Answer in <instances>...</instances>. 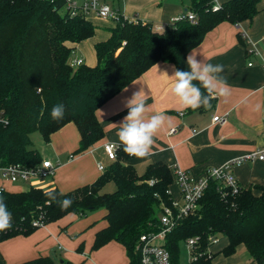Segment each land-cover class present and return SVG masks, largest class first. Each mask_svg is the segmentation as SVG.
I'll use <instances>...</instances> for the list:
<instances>
[{"label": "trees", "instance_id": "obj_1", "mask_svg": "<svg viewBox=\"0 0 264 264\" xmlns=\"http://www.w3.org/2000/svg\"><path fill=\"white\" fill-rule=\"evenodd\" d=\"M188 1L187 12L196 14L195 23L178 20L158 29L149 21L121 18L109 28L110 36L94 45L97 63L73 68L70 58L76 46L96 34L97 27L91 20L65 10L64 0H0V111L7 120L0 124V165L37 167L44 159L32 148L31 134L39 131L49 142L70 123L80 134L75 154L86 152L104 138V128L97 118L102 105L159 62L188 71V54L210 31L225 21L235 25L251 22L261 2L226 0L214 10L211 0ZM240 40L246 46L244 37ZM215 103L213 97L211 108ZM56 104L65 107L61 120H53L50 115ZM130 157L119 146L116 160L97 180L65 193L73 201L67 210L59 205L65 197L58 188L6 190L0 197L12 213V227L0 231V240L30 234L36 229L33 221L40 215L48 224L71 214L105 209L107 225L97 232L93 249L116 241L125 247L129 264H142L136 244L143 234L160 230L164 208L172 207L171 188L176 182L166 164L151 163L139 174L127 163ZM109 182L115 183L116 190L101 193ZM218 186L217 181L210 180L199 210L180 218L167 234L166 248L172 264H180V244L193 238L197 243L188 264H214L217 256H233L240 247L251 256L248 264H264V185L241 187L237 194L228 188L223 194ZM46 193L56 194L57 200ZM213 236L227 241L216 253L212 248L217 243L210 241ZM23 264L54 261L45 256Z\"/></svg>", "mask_w": 264, "mask_h": 264}, {"label": "crops", "instance_id": "obj_2", "mask_svg": "<svg viewBox=\"0 0 264 264\" xmlns=\"http://www.w3.org/2000/svg\"><path fill=\"white\" fill-rule=\"evenodd\" d=\"M260 4L259 13L251 22L236 25L222 22L188 54L195 55L199 62L224 66L220 75L227 81L230 91L227 96L214 93V107L204 111L182 108L171 91L174 85L171 76L176 66L159 62L97 110L105 135L89 150L75 154L80 134L74 123L53 134L49 143L55 159H43L56 166L55 174L42 181H29L28 189L58 188L67 193L97 180L103 173L99 164L106 168L112 163L105 155L103 145L113 142L123 146L116 133L128 113L127 100L139 91L147 97L150 114L165 115L152 154L143 158L131 156L127 161L137 172L141 170L139 174H143L149 164L162 162L172 171L181 168L194 176H201L208 167H220L264 148V1ZM189 6L187 0H120L115 8L126 18L149 21L159 28L171 24ZM240 36L248 39L246 46ZM249 48L255 49L256 54H249ZM213 116H224L226 122L216 124ZM172 129L176 131L171 132ZM233 172L242 187L264 185V161L242 163L235 166ZM3 185L6 188V183ZM106 212L99 209L83 215L71 214L38 227L30 234L2 239L0 264H23L45 256L51 257L54 264H129L125 247L116 241L93 249L97 232L107 225ZM88 232H91L89 238ZM212 251L216 253L218 250L213 247ZM239 251L240 248L227 258H215L214 264H248L251 261L249 253L242 259L243 254Z\"/></svg>", "mask_w": 264, "mask_h": 264}, {"label": "built area", "instance_id": "obj_3", "mask_svg": "<svg viewBox=\"0 0 264 264\" xmlns=\"http://www.w3.org/2000/svg\"><path fill=\"white\" fill-rule=\"evenodd\" d=\"M49 3H55L60 0H39ZM65 10L70 11L75 15L77 12L81 13L89 19V15H96L103 19H113L116 22L124 17L119 10L111 7L106 0H83L81 3L78 0H64ZM215 5L214 10L220 7V0H211ZM131 19V18H128ZM136 19V18H133ZM187 20L195 23L197 16L192 11H188L173 21ZM159 27L158 29H162ZM247 43L248 39L244 36ZM248 53L256 54V50L249 48ZM84 62L81 58H73L70 64L73 68L82 65ZM251 65V64H250ZM213 122L216 124H224L226 118L224 116H213ZM7 123L3 112L0 111V124ZM172 129L171 132H175ZM119 146L116 143L108 142L103 145V150L107 158L111 161L116 160L117 150ZM72 157V156H71ZM264 161V148L245 154L243 157L227 162L220 167H208L204 170L201 176H194L189 171L181 168H175L173 171L176 186L179 190V200L175 198L172 201V207H165L160 218V230L155 233L143 234L140 236L136 244V252L140 255L142 264H172V256L166 248L167 234L174 229L177 221L180 218L195 214L200 207V200L202 199L206 189L209 186L210 180H215L219 183V190L224 194L225 190L233 194H237L241 190V185L233 172V168L245 162ZM99 169L104 171L105 167L99 164ZM56 166L50 160H43L37 167H25L21 164L0 165V194L6 191L3 183H16L18 181L29 182L32 180H45L52 178L55 174ZM153 183L152 181L150 182ZM43 215L33 221V227L45 226ZM210 241L217 243V237H211ZM197 243V239H189L188 246L192 250Z\"/></svg>", "mask_w": 264, "mask_h": 264}, {"label": "clouds", "instance_id": "obj_4", "mask_svg": "<svg viewBox=\"0 0 264 264\" xmlns=\"http://www.w3.org/2000/svg\"><path fill=\"white\" fill-rule=\"evenodd\" d=\"M187 65L188 71L175 69L171 76L174 80L171 91L182 108L195 110L204 107L208 109L212 106L211 99L214 93L220 96L229 94L230 86L220 75L224 71L222 64L213 65L199 62L192 54L187 58ZM146 99L147 97L142 91L133 93V96L125 104L128 113L116 133L118 140L123 145V151L136 158L152 154L156 134L165 122L164 114H150V106L146 103ZM259 107L257 105V109ZM64 113V105L56 104L51 109L50 115L53 120H61ZM46 195L53 201L57 200L54 193H46ZM60 195L65 198L58 201L59 205L62 210H67L72 206L73 201L65 193H60ZM11 221L12 213L3 197H0V231L10 229Z\"/></svg>", "mask_w": 264, "mask_h": 264}, {"label": "rangeland", "instance_id": "obj_5", "mask_svg": "<svg viewBox=\"0 0 264 264\" xmlns=\"http://www.w3.org/2000/svg\"><path fill=\"white\" fill-rule=\"evenodd\" d=\"M82 1L83 0H78V2H80V3ZM263 1L264 0H262L261 3H263ZM106 2L111 7L115 8V7L119 6L120 0H106ZM185 6H187V4H185ZM185 9H186V7H185ZM186 12H187V10L184 13H186ZM61 14H63V12H61ZM88 17L90 20L93 21V23L97 27L96 34L94 37L78 44L76 46L77 48H75V50L73 51L70 59H73L75 57L81 58L82 60H84V63L86 65H95L97 63V59H96V53H95L94 45L97 42L106 40L110 36L109 28L114 27L116 24V21L113 19H103V18H100L96 15H94V16L89 15ZM30 137L32 140V148L38 150L42 158H44V159L49 158V159L54 161L55 157L51 155V152H52L51 144L44 140L42 134L39 131H34ZM138 172L141 173V170ZM1 183L2 182H0V184ZM29 187H30V183L28 181L27 182L18 181L16 183H10V182L6 183V190L8 192L24 191V190H27ZM176 189L177 188H176L175 184H173V187H172L173 197L176 200H179V195H178L179 193H178V190H176ZM115 190H116L115 183L109 182L103 188L101 193H113ZM90 235H91V232H88L87 233L88 238L90 237ZM226 242H227L226 239L219 240L217 242V244L214 246V250L220 251L226 245ZM122 248H123V246H122ZM241 248L244 250V251H242V253H241V250H242ZM239 254H243L242 259L247 256V251L245 250L244 247H240ZM217 257H219V256H217ZM217 257H216V259H217ZM125 258H126V255H125ZM221 258H224L223 255L222 256L220 255L219 259H221ZM190 259H191V248L188 246V244L186 242H182L179 246V262H180V264H188ZM218 260H216V262Z\"/></svg>", "mask_w": 264, "mask_h": 264}]
</instances>
